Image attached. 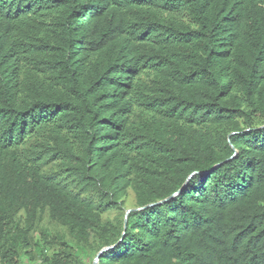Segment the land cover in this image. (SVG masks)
<instances>
[{
    "label": "trees",
    "instance_id": "trees-1",
    "mask_svg": "<svg viewBox=\"0 0 264 264\" xmlns=\"http://www.w3.org/2000/svg\"><path fill=\"white\" fill-rule=\"evenodd\" d=\"M106 248L264 264V0H0V264Z\"/></svg>",
    "mask_w": 264,
    "mask_h": 264
},
{
    "label": "water",
    "instance_id": "water-1",
    "mask_svg": "<svg viewBox=\"0 0 264 264\" xmlns=\"http://www.w3.org/2000/svg\"><path fill=\"white\" fill-rule=\"evenodd\" d=\"M219 167V166H218ZM217 167V168H218ZM193 176H191L190 178H189V180H188V182L186 183V185L183 187V189L181 190V191H183L186 187H187V185H188V183H189V181H190V179L192 178ZM180 191V192H181ZM178 194H175L173 197H171L170 199H172V198H174V197H176ZM170 199H168V200H170ZM168 200H166V201H168ZM132 212V210H129L128 212H127V214H126V219H125V230L127 229V222H128V217H129V214ZM123 238H124V236H123ZM110 249H113V248H106V249H104L98 256H97V258L95 259V261H94V264H98L99 263V260H100V258L102 257V255L105 253V252H107L108 250H110Z\"/></svg>",
    "mask_w": 264,
    "mask_h": 264
},
{
    "label": "rangeland",
    "instance_id": "rangeland-1",
    "mask_svg": "<svg viewBox=\"0 0 264 264\" xmlns=\"http://www.w3.org/2000/svg\"><path fill=\"white\" fill-rule=\"evenodd\" d=\"M43 226L50 231V235H52L53 233H55L58 230H62L61 227H59L56 224L52 223L49 220V218H46L45 219V222H44V225ZM37 237H39V234H37ZM25 264H29L28 261H25ZM88 264H91V263L89 262Z\"/></svg>",
    "mask_w": 264,
    "mask_h": 264
}]
</instances>
